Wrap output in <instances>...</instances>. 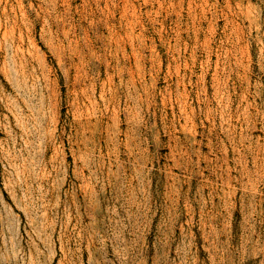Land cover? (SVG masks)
Instances as JSON below:
<instances>
[{
	"label": "rangeland",
	"instance_id": "1",
	"mask_svg": "<svg viewBox=\"0 0 264 264\" xmlns=\"http://www.w3.org/2000/svg\"><path fill=\"white\" fill-rule=\"evenodd\" d=\"M0 264H264V0H0Z\"/></svg>",
	"mask_w": 264,
	"mask_h": 264
}]
</instances>
